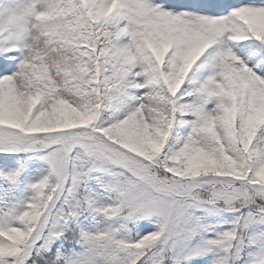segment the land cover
Here are the masks:
<instances>
[{"label":"snow or ice","instance_id":"snow-or-ice-1","mask_svg":"<svg viewBox=\"0 0 264 264\" xmlns=\"http://www.w3.org/2000/svg\"><path fill=\"white\" fill-rule=\"evenodd\" d=\"M0 264H264V0H0Z\"/></svg>","mask_w":264,"mask_h":264}]
</instances>
